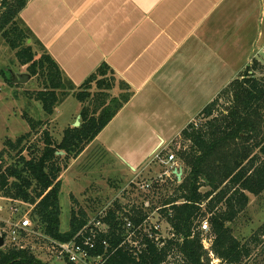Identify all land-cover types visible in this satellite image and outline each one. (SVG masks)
<instances>
[{
    "label": "trees",
    "instance_id": "1",
    "mask_svg": "<svg viewBox=\"0 0 264 264\" xmlns=\"http://www.w3.org/2000/svg\"><path fill=\"white\" fill-rule=\"evenodd\" d=\"M29 1L0 0L1 35L16 51L19 63L27 65L31 76L44 78V88L29 95L34 93L43 109L52 114L56 104L74 91L82 105L81 123L66 128L60 141L46 129L41 146L30 141L45 124L27 117L31 130L16 140L5 141V151L15 152L13 162L7 164L4 151L0 153V197L34 205L30 217L40 230L67 241L88 223L89 217L86 209L73 207L70 227L62 231L61 173L130 101L134 91L122 80L117 84L115 71L105 62L79 86L68 82L49 53L38 56L34 50L33 35L20 15ZM250 67L203 108L198 117L208 119L204 124L196 126L192 121L181 133L190 143L178 149V158L187 171L183 168L175 193L158 205L163 207L161 219L169 227L170 236L162 242L147 240L140 250L124 244L106 264H211L210 251L220 263L242 264L251 257L254 247L263 243L264 224L249 241L240 240L229 226L248 206L249 194L257 196L264 191V79L251 74ZM7 80L14 84L12 79ZM116 85L120 88L118 94L113 93ZM222 98L230 103L225 108H219ZM158 206L152 204L146 209L143 202L126 211L116 200L102 218L109 227L101 236L109 240L111 247L119 245L124 239L126 218L137 225ZM205 217L212 236L210 250L202 242L200 224ZM0 264L51 263L40 260L30 247L5 246L0 248Z\"/></svg>",
    "mask_w": 264,
    "mask_h": 264
},
{
    "label": "crops",
    "instance_id": "2",
    "mask_svg": "<svg viewBox=\"0 0 264 264\" xmlns=\"http://www.w3.org/2000/svg\"><path fill=\"white\" fill-rule=\"evenodd\" d=\"M20 15L38 56L49 53L68 82L79 86L105 62L132 88L130 101L71 162L99 140L124 175L131 169L130 179L154 176L152 152L171 146L264 54V0H30Z\"/></svg>",
    "mask_w": 264,
    "mask_h": 264
},
{
    "label": "rangeland",
    "instance_id": "3",
    "mask_svg": "<svg viewBox=\"0 0 264 264\" xmlns=\"http://www.w3.org/2000/svg\"><path fill=\"white\" fill-rule=\"evenodd\" d=\"M256 60H253L250 65V73L256 78L264 79V54ZM1 69L4 72L1 73L0 71V153L4 151V159H6L7 164H10L13 162L12 158L15 156V152L9 154L5 151V141L7 139L16 140L19 136L31 130L27 117L42 120L45 124L39 128L40 133L32 136L30 141V144L38 142V144L43 146L44 131L46 129L49 130L53 139L60 141L64 130L76 123L79 116L78 112L82 105L74 95V91L70 90L68 97L56 104L52 114H48L43 109L40 101L35 99L34 93L32 95L28 93L44 88L43 76H35L23 84L8 82L7 79H12L14 74L29 73V71L27 70V65L19 63L16 51L10 48L0 32ZM117 84L119 83L117 82ZM116 86L113 90L114 94L120 92L119 86ZM219 102V108H225L230 104L226 98H222ZM206 120L208 119L204 116L200 118L197 116L193 123L197 126L202 123L204 124ZM182 145H185V148H187L190 143L189 141H185L181 135L180 138L173 141L171 146L165 147L166 151L164 150L163 154L174 153L178 158V149ZM58 153L64 155L60 152ZM72 161L73 159H70L68 166L64 168L60 176L61 192L59 201L61 206L62 231H66L70 227L71 210L73 207L86 209L89 219H92L103 210H106L107 207H113L116 200L122 205H128L129 208L132 205H140L145 200L150 201V207L152 204L158 206L163 200L175 193V188H177L178 184L174 176H162L152 189H143L141 187L142 184L145 181H150L151 178L158 177L163 172V166L155 164V167L151 169L154 173V176L150 175L152 177L141 173L130 179V175L132 174L131 169L126 166L128 175H124L122 169L125 166L121 165L119 157L113 152L106 151L99 140L95 141L94 145L79 160L71 164ZM178 162L187 171L180 158H178ZM61 163L65 164V161L61 160ZM123 181L127 184L125 189L116 192V186ZM206 189L207 187H202V190ZM6 199L4 197L0 198V204L8 203ZM249 199L246 209L229 224L233 229L234 235L242 241L251 240V237L264 224V191L257 196L249 194ZM154 219H159V222H161L162 234L166 237L170 236L169 227L166 222L158 217V214L153 215ZM262 241L263 243L256 247L252 243V247H254L253 253L242 264H264V237H262ZM33 249L36 256L43 262L69 264L63 259L47 254L39 245H35ZM216 262V264H227L220 263V259Z\"/></svg>",
    "mask_w": 264,
    "mask_h": 264
},
{
    "label": "built area",
    "instance_id": "4",
    "mask_svg": "<svg viewBox=\"0 0 264 264\" xmlns=\"http://www.w3.org/2000/svg\"><path fill=\"white\" fill-rule=\"evenodd\" d=\"M164 150L155 153L151 161V163L163 166V172L158 177L145 181L141 186L143 189H152L154 181L158 182L162 176H174L177 178L174 170H183L178 164L176 154L170 153L164 155ZM177 180L178 182L181 181L179 178ZM6 200L8 203L0 204V222H2L0 235L4 237V246H14L21 249L30 247L33 249L35 245H39L47 254L63 259L71 264H106L109 257L124 244H129L140 250L147 245V240L162 242L166 237L162 234V225L159 219L153 220L154 214H158V217L162 218L160 210L163 207L161 206L150 212L137 225L130 218H126L123 241L119 245L111 247L109 240L101 236L102 232L108 231L109 226L102 221V218L107 215L109 208L100 212L98 216L89 219L88 223L70 240L63 241L45 234L31 219L30 213L34 205L20 200ZM145 201L144 207L149 209L150 201ZM123 207H125L126 211L129 210L128 205H123ZM200 228L203 231L202 242L205 248L210 250L212 236L209 234L210 224L208 217L202 219ZM210 256L212 257L211 264H216V261H219L212 251H210Z\"/></svg>",
    "mask_w": 264,
    "mask_h": 264
},
{
    "label": "water",
    "instance_id": "5",
    "mask_svg": "<svg viewBox=\"0 0 264 264\" xmlns=\"http://www.w3.org/2000/svg\"><path fill=\"white\" fill-rule=\"evenodd\" d=\"M31 42V40H29V43ZM32 78L31 74L27 73V72H23V73H19V74H14L12 76V82L14 84H23V83H27L30 79ZM80 119L81 116L79 115L77 117V121L73 126H79L80 125ZM156 151L152 152V154L150 155V157L155 153ZM60 153L64 154L63 151H60ZM174 174L177 176V178H179V180H181L182 174H183V170L182 169H175L174 170ZM5 245V240L4 237L2 235H0V248H3Z\"/></svg>",
    "mask_w": 264,
    "mask_h": 264
}]
</instances>
